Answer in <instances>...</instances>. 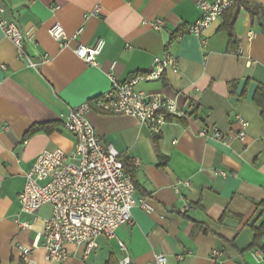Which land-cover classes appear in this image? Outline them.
Segmentation results:
<instances>
[{
	"label": "crops",
	"instance_id": "crops-1",
	"mask_svg": "<svg viewBox=\"0 0 264 264\" xmlns=\"http://www.w3.org/2000/svg\"><path fill=\"white\" fill-rule=\"evenodd\" d=\"M197 1L6 0L5 15L32 35L24 48L37 65L20 59L0 28V264H105L111 258L119 264L126 254L134 264H149L156 254L166 255L167 264H264L263 250L249 249L254 227L264 222V109L255 100L264 86V27L242 9L233 42L223 15L194 35L187 25L201 15ZM250 2L264 9V0ZM99 5L104 18H85ZM158 18L162 31L151 25ZM56 21L66 31L63 41L49 33ZM99 38L106 42L97 66L75 53L79 43L92 47ZM165 54L177 58L178 71L168 69L137 88L173 99L190 115L186 123H167L155 136L135 116L88 112L101 141L112 143L134 170L135 198L147 199L153 211L136 205L133 222L114 237H99L88 255L86 245L69 244L66 260L47 261L43 239L33 243L52 211L49 205L36 216L21 210L26 173L44 150L76 151L78 139L63 119L110 89L113 61L122 81L149 73L155 57ZM41 124L47 128L27 136ZM18 221L32 227L22 229ZM213 249L222 256L211 258Z\"/></svg>",
	"mask_w": 264,
	"mask_h": 264
},
{
	"label": "built area",
	"instance_id": "built-area-1",
	"mask_svg": "<svg viewBox=\"0 0 264 264\" xmlns=\"http://www.w3.org/2000/svg\"><path fill=\"white\" fill-rule=\"evenodd\" d=\"M5 2L6 0H0V28L14 42L18 57L27 60L31 66H36L24 48L32 35L5 15ZM233 4L234 0H198L201 15L187 25L188 32L203 35L207 27ZM55 9H59V6ZM92 16L104 18L103 7L99 5L94 11L87 13L85 18ZM151 25L157 31H162L164 20L158 18ZM49 33L57 41L66 38V31L59 21L50 27ZM250 35H253L252 31ZM105 42L104 38H99L92 47L79 43L75 53L87 63L97 66V56ZM203 44H207L204 38ZM47 60V56L42 59L43 62ZM115 66L116 62L113 61L108 74L110 89L90 101L70 108L63 119L64 127L78 139L76 151L69 155L59 148L44 150L26 173L25 185L18 195L21 210L25 213L36 216L42 207H51V214L44 219V230L36 236L33 243L38 246L43 239L47 261L66 260L69 257V244L86 245L85 254L88 255L98 246L99 237H114L118 227L133 222L132 209L136 205L147 212L153 211V206L147 199L135 198L136 185L132 176L124 170L121 153L112 143L101 141L88 119V112L96 110L101 113L135 116L155 136L161 134L167 123L190 117L173 99L137 88L139 82L159 79L168 69L178 71L179 62L175 56L165 54L155 57L152 71L143 75H131L122 81L113 74ZM239 121L244 126L248 124L242 117H239ZM201 133L208 135L205 129ZM244 135V132L239 133L240 138ZM214 136H221L218 128H215ZM223 174L226 175L225 172ZM184 184L191 185L190 181H184ZM188 209L187 204L182 211ZM18 225L22 229L32 227L24 221H18ZM121 247L126 250L123 243ZM29 254L30 249L25 248V260ZM221 256L220 250H212L211 258ZM167 262L166 255L156 254L149 264ZM119 264L134 263L132 257L126 254Z\"/></svg>",
	"mask_w": 264,
	"mask_h": 264
},
{
	"label": "trees",
	"instance_id": "trees-1",
	"mask_svg": "<svg viewBox=\"0 0 264 264\" xmlns=\"http://www.w3.org/2000/svg\"><path fill=\"white\" fill-rule=\"evenodd\" d=\"M242 9L248 10L253 17L258 16V18L261 20L262 25L264 27V9L261 5L251 4L250 0H234V4L223 13L224 23L222 25V28L228 32L231 42L235 40L234 26L239 16V13ZM255 100L260 105H262L264 109V86H261L259 88L255 96ZM263 114H264V110H263ZM180 121L183 123H186V119H181ZM46 128H47V125H43V124L35 125L27 132V136L33 135L36 132L42 129H46ZM156 140L158 141L157 138ZM122 161H123L125 172L130 174L133 180L135 181L134 170H131L129 168V166L126 163V160L122 159ZM262 206L264 209V204H262ZM254 233H255L254 239L249 249H254L258 247L264 252V242H262V238L264 236V222L259 227H254ZM105 264H118V263L116 260L111 258Z\"/></svg>",
	"mask_w": 264,
	"mask_h": 264
}]
</instances>
